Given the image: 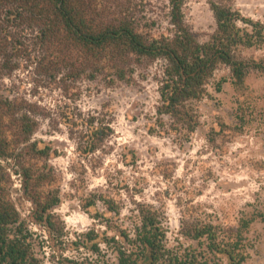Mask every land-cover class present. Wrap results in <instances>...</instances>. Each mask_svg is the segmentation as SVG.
Masks as SVG:
<instances>
[{
  "label": "trees",
  "instance_id": "trees-1",
  "mask_svg": "<svg viewBox=\"0 0 264 264\" xmlns=\"http://www.w3.org/2000/svg\"><path fill=\"white\" fill-rule=\"evenodd\" d=\"M186 1L168 0V27L159 31L158 21L149 15L154 13L149 0H0V264H79L56 252L69 236L55 212L62 205L61 178L50 163L61 154L52 142L33 141L39 107L4 95L5 77L28 65L57 84L67 100L59 111L60 124L76 153L88 159L103 151L114 135V113L102 106L101 111L85 114L75 106L82 80L132 84L139 67L163 61L158 122L148 131L189 139L201 125L195 103L209 97L208 86L221 66L229 68L230 81L239 92L252 72L264 75V60L240 55L242 49L264 45V23L228 3L213 1L217 27L201 43L187 23ZM256 113L250 102L239 103L233 131L242 133ZM165 117L171 121L167 127ZM129 154L123 163L137 164L136 152ZM16 180L21 199L31 204L25 217L13 197ZM112 187L81 197L83 211L105 230L95 227L76 236L69 249L85 248L99 256L106 249L116 264H224V259L227 264H244L250 257L246 234L256 220L264 221V213L258 212L242 217L236 227L215 224L192 205L181 221L182 235L206 250L170 248L164 210L137 200L141 192L124 180ZM122 193L131 194L128 204L116 197ZM33 226L46 233L52 256H40L43 247Z\"/></svg>",
  "mask_w": 264,
  "mask_h": 264
},
{
  "label": "rangeland",
  "instance_id": "rangeland-1",
  "mask_svg": "<svg viewBox=\"0 0 264 264\" xmlns=\"http://www.w3.org/2000/svg\"><path fill=\"white\" fill-rule=\"evenodd\" d=\"M154 12L149 14L159 24V31L168 27V0H149ZM228 3L245 17L264 23V0H187L184 12L191 30L201 43L209 40L216 30V21L210 2ZM245 59L264 60V45L242 49ZM164 62H146L138 68L132 84L108 86L101 78L82 80L81 97L75 104L85 114L101 111L102 106L113 110L114 135L104 150L83 159L75 150V143L60 124V108L67 101L57 84L37 73L34 67L24 65L1 83L4 95L25 98L39 107V127L34 140L52 142L61 154L52 158L61 178L62 205L56 209L68 232V240L61 252L65 258L79 264H116L115 256L105 248L101 256L85 248L69 249L68 245L93 228L105 230L81 208V197L94 191H105L124 180L133 190H139L137 200L164 210L170 248L192 247L205 251V245L187 240L182 235L181 221L191 206L197 213H205V220L215 224L236 227L245 215L264 213V75L252 72L245 90L239 92L230 81L228 67L221 66L208 86L209 97L196 102L201 125L189 139L174 134H150L148 128L158 122L159 82ZM222 88L217 91L218 83ZM250 102L256 115L245 125L243 132L233 131L237 124L239 103ZM166 127L171 121L165 117ZM223 125L229 129H221ZM159 126V125H158ZM158 130H161L158 127ZM131 151L137 155V164L123 163ZM131 160V159H128ZM164 174H167V179ZM109 181L113 185H109ZM20 184L16 180L13 197L23 216L29 214L31 204L22 200ZM116 190V189H115ZM114 190V191H115ZM128 204L131 194L122 193ZM129 206V205H128ZM101 210H105L101 206ZM128 214L124 211V215ZM129 229L127 221L123 222ZM40 237L45 259L53 250L46 233L32 227ZM250 247L249 259L244 264H264V221L258 219L246 234ZM105 255V256H104ZM224 264L226 260H222Z\"/></svg>",
  "mask_w": 264,
  "mask_h": 264
}]
</instances>
